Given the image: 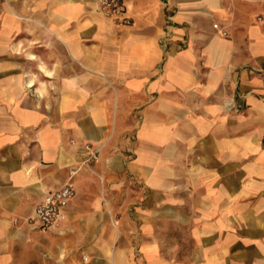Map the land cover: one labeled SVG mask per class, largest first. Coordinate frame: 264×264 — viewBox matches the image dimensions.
<instances>
[{
	"label": "crops",
	"instance_id": "1",
	"mask_svg": "<svg viewBox=\"0 0 264 264\" xmlns=\"http://www.w3.org/2000/svg\"><path fill=\"white\" fill-rule=\"evenodd\" d=\"M125 6L0 0V264H264V0Z\"/></svg>",
	"mask_w": 264,
	"mask_h": 264
},
{
	"label": "built area",
	"instance_id": "2",
	"mask_svg": "<svg viewBox=\"0 0 264 264\" xmlns=\"http://www.w3.org/2000/svg\"><path fill=\"white\" fill-rule=\"evenodd\" d=\"M100 12L107 18L113 20L121 26L132 24L131 18L127 16L125 0H98ZM218 28V25H215ZM225 35L226 33L223 32ZM85 163L91 164L99 158V149L91 145L85 146ZM75 173V172H74ZM75 196V190L71 184H67L61 189L50 192L46 195L45 200L34 211L29 222L34 227L45 231L53 227L60 219L64 218V210L70 200Z\"/></svg>",
	"mask_w": 264,
	"mask_h": 264
}]
</instances>
